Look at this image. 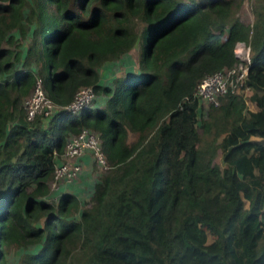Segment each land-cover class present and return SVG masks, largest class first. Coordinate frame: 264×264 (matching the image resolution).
I'll use <instances>...</instances> for the list:
<instances>
[{"label":"trees","instance_id":"trees-1","mask_svg":"<svg viewBox=\"0 0 264 264\" xmlns=\"http://www.w3.org/2000/svg\"><path fill=\"white\" fill-rule=\"evenodd\" d=\"M231 1L0 0V264L4 246L36 243L19 264H264V0L250 24ZM237 42L256 109L229 91L210 104L224 123L219 169L197 149L195 87L236 63ZM132 46L137 71L100 84L98 69ZM35 76L56 107L48 118L25 116ZM85 86L104 105L64 111ZM82 128L110 170L74 219L73 194L39 198Z\"/></svg>","mask_w":264,"mask_h":264},{"label":"built area","instance_id":"built-area-1","mask_svg":"<svg viewBox=\"0 0 264 264\" xmlns=\"http://www.w3.org/2000/svg\"><path fill=\"white\" fill-rule=\"evenodd\" d=\"M233 52L237 59L233 66L206 74L197 82L195 94L199 102L206 100L209 104L217 105L219 98L226 92L243 89L249 62V46L243 42H237ZM94 98L95 92L90 86L79 88L63 109L70 114L78 113L82 108L90 107ZM23 107L26 119H32L35 115L48 118L56 108L44 95L38 76H35L32 90L23 100ZM86 152L89 153L91 160L99 170H105L108 167L100 149L97 133L88 128H82L78 133L71 134L66 138L63 150L58 156L62 160L60 162L55 160L48 189H56L61 181L73 180L80 171L78 159Z\"/></svg>","mask_w":264,"mask_h":264},{"label":"rangeland","instance_id":"rangeland-1","mask_svg":"<svg viewBox=\"0 0 264 264\" xmlns=\"http://www.w3.org/2000/svg\"><path fill=\"white\" fill-rule=\"evenodd\" d=\"M181 1L186 2L187 0H181ZM259 4L260 6H262L263 0H232L231 10L234 11L235 16H237L241 22H243L244 24H250L253 17L252 9L254 10L257 6H259ZM106 76L109 80H111L112 76H110L109 73H106ZM236 92L242 94L244 98L245 107H246L243 109L244 114H246L245 112L246 109L247 110L256 109L255 105L247 98L251 93L249 89L247 88L239 89ZM198 105H199V109L197 112L196 127H197V132L199 134V142L197 144V149L202 153L209 154L211 156L212 163L216 164L218 168L221 169L223 167L220 158L221 151L218 148L217 144L220 141L221 136L223 135L221 129L222 126H224V123L220 119L218 112L213 111L210 113L211 105L206 100H201L198 103ZM204 121H206L205 125L202 124ZM203 126H205L206 128H203ZM203 130L206 131L204 132ZM133 139H134L133 135L128 136V141H131ZM251 139H257V138L252 137ZM109 170H110L109 168L107 170H99L93 167L89 175L84 177L82 176L79 178L80 181L78 180V183L80 185V188L85 192V194L90 193V196L89 197L88 196L86 197L85 195L81 196L84 197L85 199L82 200L81 202L79 201L78 210L76 213H74V215H72L74 219H78L80 213L79 211L82 208H86V207L89 208L92 205L91 195L94 184L99 183L102 177L108 175ZM79 173L77 176H75L74 180L78 179ZM58 196L59 194H57L56 191L48 190L47 193L44 196H41L39 199L42 202L53 204L56 203ZM43 219H44L43 217H40L37 220V222H34V224L37 225H39V223L42 224ZM211 240H212V236L211 234L208 233L206 239L207 243H209ZM37 247H38L37 243L31 246L29 245L25 248L15 247L13 245H9L6 247L4 246L3 249L7 264H19L20 257L25 251H34L37 249ZM78 250L79 248L72 250V253L68 257L69 261H73L78 257Z\"/></svg>","mask_w":264,"mask_h":264},{"label":"crops","instance_id":"crops-1","mask_svg":"<svg viewBox=\"0 0 264 264\" xmlns=\"http://www.w3.org/2000/svg\"><path fill=\"white\" fill-rule=\"evenodd\" d=\"M253 19V17H252ZM252 22V21H251ZM16 34V32H14ZM27 38H24L22 41H20V55H24L25 46L27 43ZM134 49V51H133ZM133 51V52H131ZM136 58H137V50L136 46H132L126 53H124L120 58L105 62L99 69V83L102 85L111 86V80H109L106 76V73H109L110 76H121L123 74H129V73H135L137 71L136 67ZM111 78V79H112ZM248 89V88H247ZM106 97L103 94H95V98L93 102L90 104V107H100L103 106L105 103ZM255 110V109H253ZM252 110V111H253ZM62 159L61 157H58L56 159V162H60ZM80 163V173L78 179H73L69 182L61 181L60 184H58L56 189H53V191H56L57 194H61L64 192H68L73 194L78 201H82L85 198L81 196H90V193L85 194V192L80 188V185L78 183V180L80 177H84L90 174L93 167L97 168L94 164V162L91 160V157L88 152L82 154L79 159ZM98 169V168H97ZM78 175V174H77ZM80 181V180H79ZM88 183V182H86ZM83 185V184H82ZM88 189V187H87ZM87 193V192H86Z\"/></svg>","mask_w":264,"mask_h":264}]
</instances>
